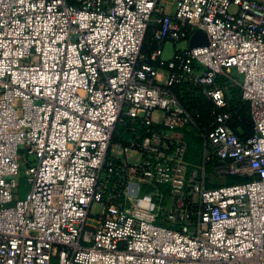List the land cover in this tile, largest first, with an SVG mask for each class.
Returning a JSON list of instances; mask_svg holds the SVG:
<instances>
[{"label": "built area", "instance_id": "built-area-1", "mask_svg": "<svg viewBox=\"0 0 264 264\" xmlns=\"http://www.w3.org/2000/svg\"><path fill=\"white\" fill-rule=\"evenodd\" d=\"M0 264H264V0H0Z\"/></svg>", "mask_w": 264, "mask_h": 264}, {"label": "trees", "instance_id": "trees-1", "mask_svg": "<svg viewBox=\"0 0 264 264\" xmlns=\"http://www.w3.org/2000/svg\"><path fill=\"white\" fill-rule=\"evenodd\" d=\"M69 3L74 4L75 0H67ZM152 38V31L149 30L147 32L146 38H145V43L143 47V51L146 53H149L152 50V47L149 45L152 43L151 41ZM184 94H178L180 97L185 96L188 97L190 93H192L193 89L192 88H183L181 90ZM228 98H229V112L232 116V129L235 131V133L238 135L240 138H247L250 135H252L253 132V126L252 122L250 120L249 116V109L248 105L244 102H242L238 96V90L237 89H230L228 93ZM189 105L191 103L189 102ZM194 108L196 106H193ZM247 113V116H246ZM199 145L193 144L191 145V150H190V156H192L193 160L196 161L198 157V150H199ZM237 182H245V180H240L236 178H227L225 180L226 184L230 183H237Z\"/></svg>", "mask_w": 264, "mask_h": 264}, {"label": "rangeland", "instance_id": "rangeland-1", "mask_svg": "<svg viewBox=\"0 0 264 264\" xmlns=\"http://www.w3.org/2000/svg\"><path fill=\"white\" fill-rule=\"evenodd\" d=\"M172 10V8L169 6L168 7V12H170ZM229 13H235L236 12V9L234 7H231L229 8L228 10ZM186 45L185 43H172V42H167L165 43L164 47H163V51H162V56H161V59L164 60V61H168L172 58L173 54H174V49H182L184 48ZM246 116H247V113H246ZM115 155H117L116 152L112 151ZM28 185H27V181L22 178L20 181H19V188H18V191H17V196L19 199H23L27 192H28ZM91 212L94 213V214H98L100 212V207L99 206H92L91 208Z\"/></svg>", "mask_w": 264, "mask_h": 264}, {"label": "water", "instance_id": "water-1", "mask_svg": "<svg viewBox=\"0 0 264 264\" xmlns=\"http://www.w3.org/2000/svg\"><path fill=\"white\" fill-rule=\"evenodd\" d=\"M206 37L203 32L197 31L189 42V48L206 45Z\"/></svg>", "mask_w": 264, "mask_h": 264}]
</instances>
